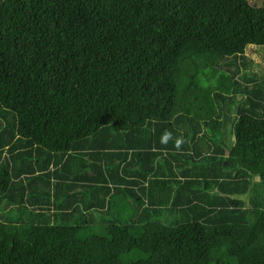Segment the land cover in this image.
<instances>
[{"label":"trees","instance_id":"1","mask_svg":"<svg viewBox=\"0 0 264 264\" xmlns=\"http://www.w3.org/2000/svg\"><path fill=\"white\" fill-rule=\"evenodd\" d=\"M250 44L256 0H0V264H264Z\"/></svg>","mask_w":264,"mask_h":264},{"label":"rangeland","instance_id":"2","mask_svg":"<svg viewBox=\"0 0 264 264\" xmlns=\"http://www.w3.org/2000/svg\"><path fill=\"white\" fill-rule=\"evenodd\" d=\"M258 5H264V0H256ZM246 55L252 59V70L262 73L264 71V45L250 44L247 46ZM238 98L240 94L238 93Z\"/></svg>","mask_w":264,"mask_h":264},{"label":"clouds","instance_id":"3","mask_svg":"<svg viewBox=\"0 0 264 264\" xmlns=\"http://www.w3.org/2000/svg\"><path fill=\"white\" fill-rule=\"evenodd\" d=\"M171 138V133L165 132L161 138L162 143H167V141ZM180 140L176 141V146L178 147L180 144Z\"/></svg>","mask_w":264,"mask_h":264},{"label":"crops","instance_id":"4","mask_svg":"<svg viewBox=\"0 0 264 264\" xmlns=\"http://www.w3.org/2000/svg\"><path fill=\"white\" fill-rule=\"evenodd\" d=\"M192 164V163H191Z\"/></svg>","mask_w":264,"mask_h":264}]
</instances>
